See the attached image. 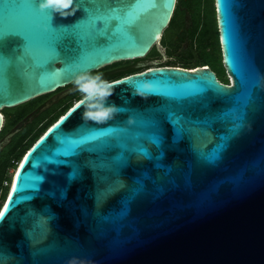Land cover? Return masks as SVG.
<instances>
[{
  "label": "water",
  "instance_id": "obj_1",
  "mask_svg": "<svg viewBox=\"0 0 264 264\" xmlns=\"http://www.w3.org/2000/svg\"><path fill=\"white\" fill-rule=\"evenodd\" d=\"M64 3L66 17L52 11V26L66 30V44L50 70L37 76L13 66L0 77V132L2 110L145 58L160 45L177 0ZM5 4L0 0V29L30 27ZM81 5L132 14L111 21L117 38L66 76L84 27ZM214 9L228 84L208 66L152 67L74 104L15 169L0 208V264H264V0H214ZM23 44V37L9 35L6 62H19L12 50ZM201 78L215 84L201 89ZM86 111L91 119L83 118ZM173 118L188 130L180 138ZM82 129L97 139L83 145L86 151L61 154V141L77 139Z\"/></svg>",
  "mask_w": 264,
  "mask_h": 264
},
{
  "label": "snow or ice",
  "instance_id": "obj_2",
  "mask_svg": "<svg viewBox=\"0 0 264 264\" xmlns=\"http://www.w3.org/2000/svg\"><path fill=\"white\" fill-rule=\"evenodd\" d=\"M40 2V0H39ZM99 2V0H91L92 4ZM6 10L11 11L14 15H20L24 19L30 22V27L25 28L23 26H5L0 29V77L5 72L6 67H17L21 72L25 67L29 71L35 70L37 76L41 72L50 70L51 63H54V55L58 53L61 46L66 44L67 32L62 27L52 26V10L46 8L43 11L39 8L37 0H24L23 3H13L12 0H6ZM83 8L85 15L83 17V30L77 32V39L79 44L76 49V54L72 58V63L69 68L66 69L65 75H70L72 67H84L91 63L93 60L91 53L98 49H102L109 43V38L115 40L117 37L113 34V29L109 27V23L113 20L130 19L132 10L124 9L122 12L120 9L111 10L108 13L101 14L95 7ZM39 12L40 15L36 16L35 13ZM120 13V15H117ZM97 21L100 25H97ZM9 35H19L23 37L24 44L22 45V51L16 52L19 55V62L13 65L12 60L5 59L4 46L7 44ZM97 59V58H96ZM215 84L214 81L204 80L201 78V89L211 88ZM225 95H229L225 93ZM4 96L0 93V100H3ZM237 119H243V116L237 117ZM176 120L175 133L176 137L180 138L185 134L186 130L181 123V118H173ZM232 134H235L236 128L229 130ZM189 134H191L189 132ZM77 139L65 138L61 141L63 151L61 154L69 155L80 149V151H86L83 147L88 141L96 140L97 137L92 132L87 130H81L77 134ZM222 140L226 141L229 137L223 136ZM159 137L155 136V143H159ZM103 144L109 143L106 139L102 141ZM224 145H218L217 147H223ZM141 153L150 158V153L147 149H142ZM212 159V156L207 157ZM76 173L74 172L73 175ZM24 187L29 186L28 180L24 179L22 182ZM14 190L16 186L14 185ZM8 205H5L7 208ZM4 213L0 212V218H3Z\"/></svg>",
  "mask_w": 264,
  "mask_h": 264
},
{
  "label": "trees",
  "instance_id": "obj_3",
  "mask_svg": "<svg viewBox=\"0 0 264 264\" xmlns=\"http://www.w3.org/2000/svg\"><path fill=\"white\" fill-rule=\"evenodd\" d=\"M160 45L165 49L167 57L174 60H167L157 67H179L189 70L196 67L208 66L222 83L228 84L222 58L219 54L220 51L217 49L219 40L214 0H177L173 16L168 27L163 32ZM147 57L153 59L159 57L155 46L150 50ZM126 66L128 65L122 66L120 62L115 63L89 74L88 77L99 75L101 81L105 84L144 71L132 70L126 73L113 74V72ZM149 68L152 67H147L145 70ZM101 81L96 82L91 90H88L90 88L84 90L80 96L81 99L102 87L103 83ZM69 109L70 107L63 109L60 115H58L59 118ZM1 113L5 121L0 132V137L7 132V111L2 110ZM4 183H7V179L5 178L0 181V198L3 202L7 190V186ZM1 205L2 203H0V207Z\"/></svg>",
  "mask_w": 264,
  "mask_h": 264
},
{
  "label": "flooded vegetation",
  "instance_id": "obj_4",
  "mask_svg": "<svg viewBox=\"0 0 264 264\" xmlns=\"http://www.w3.org/2000/svg\"><path fill=\"white\" fill-rule=\"evenodd\" d=\"M143 68L142 64L136 62L113 72V74L142 70ZM91 78L93 77L80 80L79 83L55 91L49 96L36 98L32 102L17 107L13 112L7 113V132L0 137V145L5 136L14 132L15 134L6 146L1 145L0 147V181L3 178L7 179L6 194L13 176L10 171H15L24 153L59 118L58 115L61 111L66 107L71 108L79 102L80 95L86 90L85 87L94 82ZM42 108L44 109L41 110Z\"/></svg>",
  "mask_w": 264,
  "mask_h": 264
},
{
  "label": "rangeland",
  "instance_id": "obj_5",
  "mask_svg": "<svg viewBox=\"0 0 264 264\" xmlns=\"http://www.w3.org/2000/svg\"><path fill=\"white\" fill-rule=\"evenodd\" d=\"M217 49L220 51V46H218L217 47ZM156 50L158 51V53H159V57H157L156 59H153V58H148L147 56L145 57V58H143V59H139V60H133V61H125V62H120L121 63V65L123 66V65H133L134 63H136V62H138V63H140V64H142L143 66H144V69H142V70H145V68H147V67H157V66H159V65H161V64H163V63H165L167 60H174L173 58H168L167 57V55L165 54V49L161 46V45H157L156 46ZM219 54H220V56H221V53L219 52ZM141 70V71H142ZM90 77H95V76H90ZM86 78H88V75L87 76H84L83 78H81V80H84V79H86ZM226 78H227V76H226ZM227 81L229 82L230 80L227 78ZM96 82H98V81H96ZM96 82H92L91 84H89V85H87L86 87H85V89L87 90L88 88H90V89H88V90H91L93 87H94V85L96 84ZM73 84H75V83H73ZM72 85V84H71ZM103 85H104V83H103ZM93 86V87H92ZM60 90V89H59ZM58 91V90H57ZM52 94V93H51ZM50 94H48L47 96H49ZM44 96H46V95H44ZM81 96V95H80ZM22 106V105H21ZM17 107H14V108H8V109H4V110H6L7 111V113H11V112H13L15 109H16ZM2 112V111H1ZM49 129H50V127H49ZM13 173V171H10V174H12ZM0 203H2V199L0 198Z\"/></svg>",
  "mask_w": 264,
  "mask_h": 264
},
{
  "label": "clouds",
  "instance_id": "obj_6",
  "mask_svg": "<svg viewBox=\"0 0 264 264\" xmlns=\"http://www.w3.org/2000/svg\"><path fill=\"white\" fill-rule=\"evenodd\" d=\"M71 0H67V3H64L63 4V7H67L69 6ZM61 0H40L39 2V8L41 11H43L44 9L46 8H51L53 12H60L61 14V17H66V13H64L62 10H61ZM94 82L96 81H101V77L99 75L91 78ZM102 82V81H101ZM77 83H79V81H77ZM103 83V82H102ZM107 95H112L111 92H108ZM115 108V105H111L110 106V109L109 110H112ZM105 116H107V113H105ZM84 119H91L92 116L91 114H89L87 111L84 113V116H83ZM100 122V121H98Z\"/></svg>",
  "mask_w": 264,
  "mask_h": 264
},
{
  "label": "built area",
  "instance_id": "obj_7",
  "mask_svg": "<svg viewBox=\"0 0 264 264\" xmlns=\"http://www.w3.org/2000/svg\"><path fill=\"white\" fill-rule=\"evenodd\" d=\"M5 186H8V183H4Z\"/></svg>",
  "mask_w": 264,
  "mask_h": 264
},
{
  "label": "bare ground",
  "instance_id": "obj_8",
  "mask_svg": "<svg viewBox=\"0 0 264 264\" xmlns=\"http://www.w3.org/2000/svg\"><path fill=\"white\" fill-rule=\"evenodd\" d=\"M15 172V171H14ZM14 172H13V174L12 175H14Z\"/></svg>",
  "mask_w": 264,
  "mask_h": 264
}]
</instances>
